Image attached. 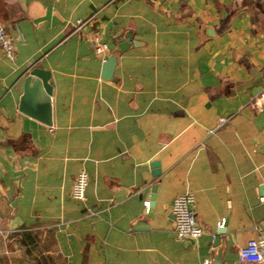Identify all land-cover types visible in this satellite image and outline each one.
<instances>
[{
    "label": "crops",
    "instance_id": "crops-1",
    "mask_svg": "<svg viewBox=\"0 0 264 264\" xmlns=\"http://www.w3.org/2000/svg\"><path fill=\"white\" fill-rule=\"evenodd\" d=\"M0 8L14 46L10 58L0 48V264H208L215 255L263 264L235 257L264 225V100L250 102L264 92V0ZM92 34L107 44L104 57L120 47L111 78L99 74ZM26 74L29 86L50 85L49 123L18 108ZM183 190L201 225L188 240L174 234L169 211Z\"/></svg>",
    "mask_w": 264,
    "mask_h": 264
},
{
    "label": "built area",
    "instance_id": "built-area-1",
    "mask_svg": "<svg viewBox=\"0 0 264 264\" xmlns=\"http://www.w3.org/2000/svg\"><path fill=\"white\" fill-rule=\"evenodd\" d=\"M86 19H76L73 26L78 27L87 21ZM91 47L94 52L104 58V53L108 50V46L104 41L98 39L96 34H92L89 38ZM0 48L3 54L10 58L14 55V46L11 34L4 24L0 22ZM264 100V92H259L250 98V102L254 105H261ZM227 116H219L218 122L227 120ZM87 174L83 168L78 169L72 179L70 185V195L76 199L83 198V189L86 183ZM264 199V195L259 196ZM193 194L189 190H183L175 193L169 203V211L171 213L172 228L174 234L179 238H194L201 231V225L192 209ZM142 204L144 210H147L148 199H143ZM221 219L216 221V225H221ZM237 261H255L264 264V225L257 230L255 236L248 237L244 243L237 246Z\"/></svg>",
    "mask_w": 264,
    "mask_h": 264
},
{
    "label": "water",
    "instance_id": "water-1",
    "mask_svg": "<svg viewBox=\"0 0 264 264\" xmlns=\"http://www.w3.org/2000/svg\"><path fill=\"white\" fill-rule=\"evenodd\" d=\"M124 35L126 36L125 38H128L130 32H126ZM119 49H120L119 45L115 44L111 48V51L103 58L99 73L101 77L111 78V72L115 62V51H118ZM39 75L43 79L46 78L45 73H39ZM29 79H30L29 74H26L23 77V88H22V94L19 97L18 108L22 109L23 111L33 116L38 117L43 122L49 123L50 119H49V110H48V90L50 85L48 83H43L42 85L38 79H32L31 85L29 86L27 84ZM32 100L40 102L39 111L36 112L30 109V107L32 106H30L28 102ZM148 165L151 167L150 171L153 175H157L159 173L158 159L156 158L150 159L148 161ZM154 191H155V183H152L150 185L147 210H144V207L142 210L146 214H150V207L153 204ZM217 231L221 232L222 228L218 227ZM188 239L189 238H186V240ZM218 258L219 256L217 255L213 256L208 264H222Z\"/></svg>",
    "mask_w": 264,
    "mask_h": 264
},
{
    "label": "trees",
    "instance_id": "trees-1",
    "mask_svg": "<svg viewBox=\"0 0 264 264\" xmlns=\"http://www.w3.org/2000/svg\"><path fill=\"white\" fill-rule=\"evenodd\" d=\"M0 10H1V8H0ZM1 12V11H0Z\"/></svg>",
    "mask_w": 264,
    "mask_h": 264
}]
</instances>
